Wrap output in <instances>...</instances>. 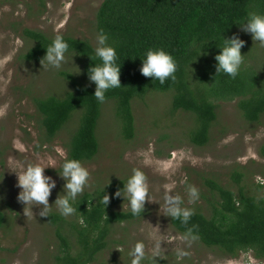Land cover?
<instances>
[{"label":"rangeland","instance_id":"rangeland-1","mask_svg":"<svg viewBox=\"0 0 264 264\" xmlns=\"http://www.w3.org/2000/svg\"><path fill=\"white\" fill-rule=\"evenodd\" d=\"M102 1L0 0V210L5 215L0 228V264H54L61 244L57 225L48 217H39L37 207L33 208L34 215H24V206L17 201L20 189L16 186V173L31 163L46 161L49 156L55 158L56 168L45 169V175L56 182L49 196V204H53L65 183L59 176L63 159L55 149L60 147L67 154L66 146L79 118L74 115L52 142H46L41 135L33 99L63 96L70 86L59 72L81 76L83 67L68 55L60 69L25 61L22 56L32 42L23 36V30H39L49 37L62 34L87 39L95 47L96 15ZM247 40L251 48L247 63L259 68L264 63V47L253 42L251 34ZM171 98L170 93H151L135 100L132 106L136 136L128 141L120 133L114 103L103 106L98 127L99 153L92 161L83 163L90 172L84 193H92L113 181L126 183L137 168L147 178L151 200L146 201L145 211L138 218L109 227L107 246L93 264H130L128 253L137 241L145 245L143 264H154L152 253L157 242L160 254L155 264H264L251 251L231 258L196 239H180L182 234L163 212L162 199L164 191H170L179 194L183 206L193 212L205 210V200L210 197L205 180H215L237 192L231 179L235 171L244 174L248 194H260L257 185L264 186V158L259 155L264 144V116L258 123H250L243 118L237 100L219 102L209 142L196 146L188 138L194 117L172 112ZM184 176L199 193L192 203L186 185L180 183ZM113 210L130 211L122 197ZM49 214L59 212L53 206ZM65 218L70 220L72 215ZM177 249L188 255L178 258Z\"/></svg>","mask_w":264,"mask_h":264},{"label":"trees","instance_id":"trees-1","mask_svg":"<svg viewBox=\"0 0 264 264\" xmlns=\"http://www.w3.org/2000/svg\"><path fill=\"white\" fill-rule=\"evenodd\" d=\"M250 12L264 14V0H103L96 15V31L102 28L109 35L108 43L116 49L121 87L108 90L105 102H98L93 96L95 84L87 78L88 68L100 63L94 55L95 47L87 39L63 36L69 44L67 55H75L73 58L81 63L83 72L81 76L59 72L70 86L63 96L33 99L41 135L46 142H52L77 114V126L66 146L67 157L82 164L90 162L100 150L98 127L103 106L114 103L120 133L125 140H132L136 136L133 102L151 93H170L172 112L194 117L188 138L196 146L209 142L219 102L237 100L243 118L258 123L264 116V63L259 68L247 63L251 57L247 40L250 34L240 31L236 24L243 22ZM234 33L245 41L239 74L234 79L223 73L215 77L214 57L219 51L217 46L222 44L221 35L230 37ZM23 36L32 42L23 59L40 63L54 37L31 29H24ZM193 40L209 41L204 49L207 54L199 56V50L190 47ZM148 49H163L174 57L175 80L161 84L140 73L141 60ZM259 155L264 158V144ZM243 178L242 172L231 175L237 192L206 179L210 197L205 200V210L194 211L187 224L171 218L172 226L180 234L191 228L196 240L223 256L235 258L251 251L256 259L264 261V186L257 185L261 193L250 195ZM123 183L113 181L104 187L110 198L106 208L97 202L104 189L101 188L78 196L74 202L77 211L70 220L49 214V221L57 225L61 243L54 264H93L107 246L109 227L139 217L130 211L113 210L120 201L114 194ZM4 223L5 215L0 210V228Z\"/></svg>","mask_w":264,"mask_h":264},{"label":"clouds","instance_id":"clouds-1","mask_svg":"<svg viewBox=\"0 0 264 264\" xmlns=\"http://www.w3.org/2000/svg\"><path fill=\"white\" fill-rule=\"evenodd\" d=\"M236 24L240 26L241 31L251 34L253 42L264 47V14L250 12L243 22ZM221 37L222 44L219 46L216 45L219 51L214 57L216 61L215 77L223 73L234 79L239 74L241 65L244 62L245 55H242L241 48L244 46L245 41L235 33L230 37L222 35ZM108 41L109 35L102 28L99 29L95 36L94 55L95 58L99 59L100 63H94L87 70L89 82L95 84L93 96L100 103L105 102V94L108 90L121 87V66L117 64L115 47L109 44ZM208 42H197L193 40L190 47L192 49H198L200 52L199 56L205 55L207 53L204 52V49ZM68 51V42L62 34H57L46 48L45 55L40 60V63L49 68L60 69L67 62ZM141 61L139 71L144 77L158 80L161 84L168 79L175 80L177 62L165 50L148 49L144 54V59ZM190 69L192 68L190 67ZM17 144H19L18 141ZM55 151L63 159L59 176L65 180V183L62 192L57 195L53 204H49V196L51 195L52 189L56 187V182L52 177L45 175V169L56 168L57 160L55 158L49 156L46 161L31 163L19 173L15 172L17 175L16 186L20 189L17 195V201L24 206V215H34V207L39 209L37 213L39 217H48L53 206L64 217L71 216L77 211V208L74 207V202L78 196L84 193L85 188L89 186L90 172L83 166L80 160L68 158L64 149L57 147ZM180 183L186 185L189 203L198 199V190L188 184L187 176H184ZM168 187L170 186H166V188ZM114 195L116 197H122L124 201H127L128 208L133 216H140L145 211L146 201L151 200L149 185L145 174L140 169L134 168L127 182L123 183V187L118 189ZM162 199L163 212L166 216L171 217L172 220H179L181 224L188 223L190 217L193 215V210L183 206V201L179 194L173 195L170 194V191H164ZM109 200V195L105 192L104 188L102 195L97 198V202L106 208ZM180 239L191 241L197 239V237L193 235L192 229L189 228L180 236ZM159 254L160 243L157 242L152 253L154 264L155 258ZM128 255L130 257V264H143L146 259L144 243L137 241L129 250ZM186 255H188L186 251L177 249L178 258Z\"/></svg>","mask_w":264,"mask_h":264}]
</instances>
